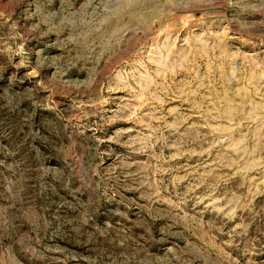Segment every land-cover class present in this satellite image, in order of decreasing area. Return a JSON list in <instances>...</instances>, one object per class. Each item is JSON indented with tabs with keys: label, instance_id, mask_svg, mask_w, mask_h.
I'll use <instances>...</instances> for the list:
<instances>
[{
	"label": "rangeland",
	"instance_id": "374dc122",
	"mask_svg": "<svg viewBox=\"0 0 264 264\" xmlns=\"http://www.w3.org/2000/svg\"><path fill=\"white\" fill-rule=\"evenodd\" d=\"M0 264H264V0H0Z\"/></svg>",
	"mask_w": 264,
	"mask_h": 264
}]
</instances>
